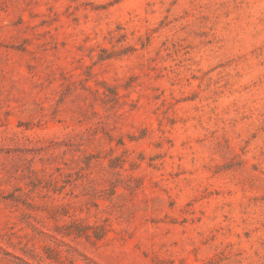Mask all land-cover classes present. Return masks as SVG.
Here are the masks:
<instances>
[{
	"label": "rangeland",
	"instance_id": "1",
	"mask_svg": "<svg viewBox=\"0 0 264 264\" xmlns=\"http://www.w3.org/2000/svg\"><path fill=\"white\" fill-rule=\"evenodd\" d=\"M0 264H264V0H0Z\"/></svg>",
	"mask_w": 264,
	"mask_h": 264
}]
</instances>
